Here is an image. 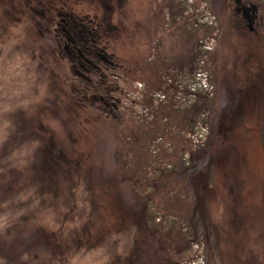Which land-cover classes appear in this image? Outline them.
<instances>
[{
    "label": "rangeland",
    "instance_id": "374dc122",
    "mask_svg": "<svg viewBox=\"0 0 264 264\" xmlns=\"http://www.w3.org/2000/svg\"><path fill=\"white\" fill-rule=\"evenodd\" d=\"M212 3L220 23L216 118L190 169L181 178L170 176L164 185H185L189 204L207 216L214 234L212 264H264V24L250 30L234 0ZM159 5L158 0H0V53L34 43L46 65L44 81L29 88L32 103L21 101L24 114L7 116L15 126L4 120L5 140L20 138L16 131L26 117L33 131L46 138L49 151L33 147L35 166L21 176L51 190L65 177L82 175L88 205L71 217L62 215L58 200H40L26 211L27 196L20 193L22 214L13 227L18 233L12 230V237L0 242L3 264H164V252L172 246H162L144 226L143 205L116 165L119 145L108 125L112 114L73 76L63 41L54 34L59 10L89 16L100 46L132 82L141 78L140 62L162 42ZM32 197L36 201L37 195Z\"/></svg>",
    "mask_w": 264,
    "mask_h": 264
},
{
    "label": "trees",
    "instance_id": "16d2710c",
    "mask_svg": "<svg viewBox=\"0 0 264 264\" xmlns=\"http://www.w3.org/2000/svg\"><path fill=\"white\" fill-rule=\"evenodd\" d=\"M158 2L163 39L155 44L152 55L140 62L141 80L130 82L119 69L117 75L108 79L92 73L86 81L74 71L73 76L86 86L89 94H114L117 108L110 111L108 125L119 145L115 162L143 205L144 226L155 233L158 243L172 246L161 243L169 248L162 262L212 264L209 248L214 234L207 216L189 204L185 185L168 188L164 184L169 183L170 176L183 177L192 166L193 156L208 143L217 113L214 64L220 23L212 0ZM260 4L264 7V0ZM33 46L34 43L22 46L9 55L0 53V242L12 237L10 231L18 233L13 227L16 217L22 214L20 193L27 196L26 211L40 200L60 201L62 215L69 217L80 206H88L82 175L72 176L74 180L65 177L66 181H59L51 190L37 187L21 176L32 172L35 166L33 147L49 151L46 138L33 131L26 117H21L16 131L20 138L8 143L5 140L4 120L15 126L14 118L7 116L11 112L24 114L19 108L21 101L24 106L30 104V86L41 84L46 76V65ZM8 99L10 103L4 102ZM260 139L264 147V130ZM213 177V166H209L210 185ZM87 188L91 191L90 185ZM35 194L37 198L33 201ZM129 248L132 249L131 245Z\"/></svg>",
    "mask_w": 264,
    "mask_h": 264
},
{
    "label": "flooded vegetation",
    "instance_id": "af4514ba",
    "mask_svg": "<svg viewBox=\"0 0 264 264\" xmlns=\"http://www.w3.org/2000/svg\"><path fill=\"white\" fill-rule=\"evenodd\" d=\"M236 13L241 16L247 27L264 24V7L254 0H234ZM89 16L80 17L74 13L59 10L57 14L55 36L63 41V50L74 73L80 79L89 81V75L97 73L101 79L117 75L119 65L113 61L104 46H100L102 39L98 33L95 21L88 20ZM83 74L87 79L83 78ZM87 91V90H85ZM89 92V91H88ZM110 93V92H109ZM91 95L94 102L101 103L107 110L117 108L114 94ZM84 102H88V94L82 95ZM98 100L95 101L94 98ZM114 98V99H113Z\"/></svg>",
    "mask_w": 264,
    "mask_h": 264
},
{
    "label": "water",
    "instance_id": "95a60500",
    "mask_svg": "<svg viewBox=\"0 0 264 264\" xmlns=\"http://www.w3.org/2000/svg\"><path fill=\"white\" fill-rule=\"evenodd\" d=\"M252 28L250 27V30H251ZM83 78H85V79H87L83 74H80ZM95 99V101H97L98 99L95 97L94 98Z\"/></svg>",
    "mask_w": 264,
    "mask_h": 264
}]
</instances>
